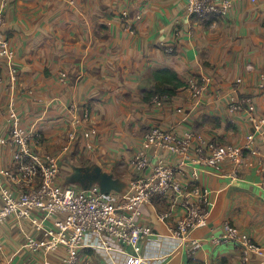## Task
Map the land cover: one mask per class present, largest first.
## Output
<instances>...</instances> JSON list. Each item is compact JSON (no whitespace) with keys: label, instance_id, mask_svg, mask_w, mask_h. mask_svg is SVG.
<instances>
[{"label":"crops","instance_id":"0c3cea01","mask_svg":"<svg viewBox=\"0 0 264 264\" xmlns=\"http://www.w3.org/2000/svg\"><path fill=\"white\" fill-rule=\"evenodd\" d=\"M124 9L130 16L140 14L134 35L117 20ZM183 15L184 0H76L75 6L65 0H10L6 28L15 51L17 85L23 91L17 96L21 123L34 125L44 134L41 149L58 159L61 187L84 190L83 169L98 166L110 175V191L125 199L128 181L135 174L132 155L142 146L143 131L151 126L194 130L219 143L243 142L251 126L241 112L226 107L237 77L242 80L239 92L252 97L253 112L264 113V91L257 88L258 73H264V0L236 4L227 18L192 21ZM177 17L182 29L178 35L173 27ZM160 42L173 43L176 52L164 53ZM163 67L174 70L184 82L203 77L207 88L192 102L186 100L185 89L167 102H144L141 89L152 87L151 71ZM0 76V165L10 167L4 68ZM71 101L91 111L90 126H78L72 139L69 134L75 128L66 108ZM255 144L264 152V130L257 134ZM165 158L179 159L169 154ZM254 162L242 168L233 182L226 175L231 170L228 164L212 172L199 169L210 213L196 235H218L228 222L264 249V192ZM165 207L156 201L137 218L138 224L151 231L142 242V253L149 258L166 255L149 264H186L188 253L168 227L181 211L175 209L164 223L156 210ZM31 230L28 222L13 215L0 224V264H43L26 247ZM82 248L78 264H95L92 250L108 264H112L110 258L123 264L117 254ZM59 256L49 255L47 264H58ZM194 258L204 264H241L240 251L231 243L206 242ZM251 262L264 264V256L253 257Z\"/></svg>","mask_w":264,"mask_h":264},{"label":"built area","instance_id":"2783aa9c","mask_svg":"<svg viewBox=\"0 0 264 264\" xmlns=\"http://www.w3.org/2000/svg\"><path fill=\"white\" fill-rule=\"evenodd\" d=\"M75 6L76 0H65ZM10 0H0V69L7 73L8 99L4 111L7 143L11 153L10 167L0 165V224L13 215L31 225L26 247L43 264L49 255L59 253L58 264H78L82 247L119 255L123 264H149L164 260L166 255L149 258L142 253V242L151 234L148 227L137 223L154 202H164L165 208L156 210L164 223L175 209L181 213L168 225L170 235L178 240L189 257L208 242L213 245L231 243L240 251L241 264H252L253 257L264 256V249L253 237L239 232L228 222L218 235H196L207 224L210 211L208 197L199 184V169L212 172L228 164L229 182L239 179L240 170L255 160V171L261 176L259 188L264 192V152L255 144L257 134L264 130V113L252 110V97L239 92L241 78L231 84L232 93L226 107L241 112L251 126L239 144L219 143L194 130L181 132L161 126L143 131L142 146L131 158L135 174L128 181V194L123 200L112 191H103L94 183L88 189L75 191L59 184V161L41 149L45 136L34 125L24 127L18 109L17 96L23 93L17 85L18 69L14 64L15 51L6 28V10ZM257 0H184L183 19L202 21L227 18L236 4H254ZM140 14L130 16L127 9L117 14L120 26L127 33H136L135 22ZM175 34L181 32V19L173 20ZM191 35V31H187ZM166 54H174L176 46L160 42ZM249 67V66H248ZM2 77L0 76V82ZM63 81V80H62ZM207 88L203 77L187 81L186 100H197ZM257 88L264 91V73H258ZM167 96L154 97L151 103L167 102ZM43 102L42 99H35ZM73 127L88 123V107L74 101L67 105ZM179 111L181 109H178ZM74 133V134H73ZM76 131L69 134L72 139ZM87 133H84L86 136ZM165 154L179 157L167 161ZM44 213V218L34 214ZM112 264L116 261L110 258Z\"/></svg>","mask_w":264,"mask_h":264},{"label":"trees","instance_id":"16d2710c","mask_svg":"<svg viewBox=\"0 0 264 264\" xmlns=\"http://www.w3.org/2000/svg\"><path fill=\"white\" fill-rule=\"evenodd\" d=\"M205 21V20H202ZM154 78V84L150 88H142V100L151 103L154 97L167 96L171 99L180 89H185L187 82L182 81L177 73L170 68H156L151 71ZM186 264H204L201 260L194 257H188Z\"/></svg>","mask_w":264,"mask_h":264},{"label":"water","instance_id":"95a60500","mask_svg":"<svg viewBox=\"0 0 264 264\" xmlns=\"http://www.w3.org/2000/svg\"><path fill=\"white\" fill-rule=\"evenodd\" d=\"M82 184H83V189H88V187L91 185L93 181H97L99 187L103 191H110L111 190V185L109 183L110 180V175H107L105 173L101 172V169L98 166H92L89 169L85 168L82 171Z\"/></svg>","mask_w":264,"mask_h":264},{"label":"rangeland","instance_id":"374dc122","mask_svg":"<svg viewBox=\"0 0 264 264\" xmlns=\"http://www.w3.org/2000/svg\"><path fill=\"white\" fill-rule=\"evenodd\" d=\"M61 77H63V73H61ZM61 80H63V78L61 79ZM62 82H64V80L62 81ZM7 86V85H6ZM7 92H8V90H7ZM80 108L81 107H87L86 105H83V106H81L79 103H77V101H74ZM89 109V108H88ZM89 111H90V109H89ZM90 117H91V111H90ZM90 121H91V118H90V120H89V122L88 123H82V124H78L77 126H75L74 128H75V130H74V132L77 130V127L78 126H81V125H89L90 126ZM4 124H5V122H4ZM5 128H6V126H5ZM74 134V133H73ZM83 137H86V136H84L83 134H81ZM46 140V139H45ZM45 140L43 141V144H44V142H45ZM34 214L36 215V216H38V217H40V218H44V213H41V212H39V211H34ZM84 248H82V250H83ZM81 250V251H82ZM80 251V252H81ZM83 252H84V250H83ZM81 254V253H80ZM90 254H92V262H94L95 264H99L100 262H102L103 264H108L107 262H106V260H105V257L104 256H101V255H99L98 254V252H96V251H93L92 250V253H90Z\"/></svg>","mask_w":264,"mask_h":264}]
</instances>
